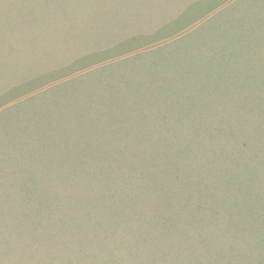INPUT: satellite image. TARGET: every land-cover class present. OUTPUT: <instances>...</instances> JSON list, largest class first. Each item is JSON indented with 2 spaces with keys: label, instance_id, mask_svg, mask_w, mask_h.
I'll use <instances>...</instances> for the list:
<instances>
[{
  "label": "rangeland",
  "instance_id": "rangeland-1",
  "mask_svg": "<svg viewBox=\"0 0 264 264\" xmlns=\"http://www.w3.org/2000/svg\"><path fill=\"white\" fill-rule=\"evenodd\" d=\"M0 264H264V0H0Z\"/></svg>",
  "mask_w": 264,
  "mask_h": 264
}]
</instances>
